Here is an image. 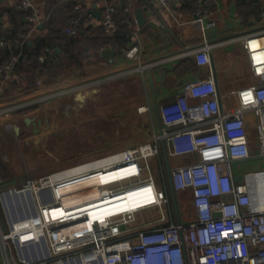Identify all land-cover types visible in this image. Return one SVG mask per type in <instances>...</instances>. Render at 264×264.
<instances>
[{
    "label": "built area",
    "instance_id": "2783aa9c",
    "mask_svg": "<svg viewBox=\"0 0 264 264\" xmlns=\"http://www.w3.org/2000/svg\"><path fill=\"white\" fill-rule=\"evenodd\" d=\"M157 1L170 7L175 0ZM216 1L194 0L193 19L202 25L204 34L217 26L213 17ZM120 7L128 18L132 2L111 1L101 19L107 34H113L118 27L113 13ZM14 8L24 11L28 33L0 40V46L8 49L24 43L42 22L33 0H19ZM94 21L91 9L81 2L74 3L66 32L77 35ZM230 40L241 42L251 69L249 84L236 90L235 106L223 101L213 64L212 50L223 41L213 42L205 37L193 51L196 63L207 66L209 75L186 82L175 99L159 105L162 134H155L141 145L77 165L87 168L70 171L77 167L74 166L29 178L21 187L2 191L9 222L8 231L0 227L5 264H264V168L241 171L237 167L264 157V29ZM123 51L138 58L140 46L135 44ZM19 55L11 52L0 65V94L17 78ZM137 68L143 70L144 66ZM148 109L145 105L139 107L140 111ZM251 111L255 114L253 119L246 115ZM251 123L256 129L255 140ZM8 127L13 128V124ZM162 139L169 157L195 156L191 162L171 166L178 202L179 192H191L194 219L181 218L177 222L161 161V185L151 172L149 158L161 156ZM121 169L126 172L123 177L113 175ZM103 175L108 177L97 183V193L69 202L72 190L80 191L93 178ZM141 185L150 186V202L125 211L99 213L102 202ZM14 196H18V212L13 216L9 200ZM150 207H159L161 216L136 223L137 212ZM13 246L17 256L12 252Z\"/></svg>",
    "mask_w": 264,
    "mask_h": 264
},
{
    "label": "crops",
    "instance_id": "0c3cea01",
    "mask_svg": "<svg viewBox=\"0 0 264 264\" xmlns=\"http://www.w3.org/2000/svg\"><path fill=\"white\" fill-rule=\"evenodd\" d=\"M18 1L0 0V40L28 33L24 11L14 8ZM33 1L42 22L26 41L29 46L42 43L39 61L37 66L32 61L21 63V74L17 72V79L0 94V227L4 231L9 230V222L2 191L151 141L159 133L155 104L175 99L186 82L209 75L207 66H198L193 51L205 37L223 41L212 50L213 64L223 101L233 102L243 77L229 74L223 62L218 69L214 52L229 53L246 66L249 59L243 45L230 39L264 29V0H217L213 15L217 26L207 29L206 35L193 19L194 0H175L170 7L157 0H130L128 18L122 7L113 13L118 26L113 34L101 25L112 0ZM77 2L94 12L95 21L69 35L66 28ZM139 9L145 16L142 23ZM135 44L140 46L139 57L127 56L123 49ZM7 52L0 46V62ZM142 65L143 70L137 68ZM248 70L250 82V65ZM144 105L149 109L140 111ZM194 158L185 155L176 159V165ZM157 160L167 176L163 150ZM181 194L191 204V192ZM12 252L17 256L15 246ZM5 262L0 239V264Z\"/></svg>",
    "mask_w": 264,
    "mask_h": 264
},
{
    "label": "rangeland",
    "instance_id": "374dc122",
    "mask_svg": "<svg viewBox=\"0 0 264 264\" xmlns=\"http://www.w3.org/2000/svg\"><path fill=\"white\" fill-rule=\"evenodd\" d=\"M214 54H215V58H216V62H217L216 66L218 67V69L221 68V64L223 62V63L227 64V71L229 74L238 75V77H241V78L243 77L242 78L243 81L238 83L237 86H243V85L249 84V81H248V79H249L248 78V76H249L248 65L249 64H247L246 66L243 65L241 63L242 60H240V62H239V59L231 58L229 53H226V54L222 53L223 55H221V53L218 50H216L214 52ZM243 66H245V67H243ZM230 100L231 99L228 100L229 105H234V103L237 102L236 96H235V99L233 102H231ZM246 115H247V117H251V118H254V116H255L253 111L248 112ZM251 131L253 133V136H255V132H256L255 127L252 128ZM255 153H257L256 145L253 146V154H255ZM184 157H185V155L179 156L177 158L172 157L171 165L172 166L176 165V159H183ZM149 163L151 166L152 174L154 175L158 185H161L162 179H161L159 163H158L157 158L156 157L149 158ZM237 167L240 168L241 171L262 169V168H264V157L250 159L244 163L238 164ZM145 174L147 175L148 173H144V175ZM168 186H169V182H168ZM169 190H170V186H169ZM185 191H190V190L187 189ZM182 192H179V194H178L179 198H180L179 199V208H180L181 218L184 221L189 220V219H194L195 215H194L193 208L189 204L190 202L188 200H185L184 198H182L180 196V194ZM15 203H16V201L13 198H11L9 200V204H10L9 212H10V215H13V216L16 215V213L18 212V207L15 206ZM161 214H162V212H161L159 207H150L147 209L140 210L139 212H137V215H136V217H137L136 223H143V222H146V221H149L152 219L159 218L161 216ZM2 219H3L2 222L5 225V220H4V218H2Z\"/></svg>",
    "mask_w": 264,
    "mask_h": 264
},
{
    "label": "bare ground",
    "instance_id": "6f19581e",
    "mask_svg": "<svg viewBox=\"0 0 264 264\" xmlns=\"http://www.w3.org/2000/svg\"><path fill=\"white\" fill-rule=\"evenodd\" d=\"M83 167L87 168V166H77L75 168H72L70 171L75 172V171L83 169ZM116 173L117 174H113V175H118L117 177L119 176L123 177L126 172L121 169L117 171ZM107 177L108 176L103 175L100 178L99 177L93 178L90 182H88V184H86L87 186L84 187L86 188L84 192L81 191V190H84V188H81L80 191H79V188L72 190L74 194L72 197H70L69 202L78 201V200L83 199L85 196L89 194L97 193L99 191L97 187V183L100 182L101 180L107 179ZM149 192H151V188L148 185H141V186H137V187H134L128 190L120 191L116 193L115 195L116 197L113 200L101 203L99 207V213L102 214V213H105L106 211L107 212L125 211V210H129L132 208L142 206L150 202L149 199H151L152 197L148 194ZM14 199H18V196H14ZM60 211L62 210H58V211L54 210V213H58Z\"/></svg>",
    "mask_w": 264,
    "mask_h": 264
},
{
    "label": "water",
    "instance_id": "95a60500",
    "mask_svg": "<svg viewBox=\"0 0 264 264\" xmlns=\"http://www.w3.org/2000/svg\"><path fill=\"white\" fill-rule=\"evenodd\" d=\"M138 11V15L140 18V22L142 23L144 21V13L141 9L137 10ZM98 14V13H96ZM113 53V52H112ZM151 79L152 78V73H151ZM156 113H157V117L159 119V133L162 134L163 133V127L160 121V116H159V104L156 103ZM30 120V118H29ZM34 125H36V123H33ZM162 141V150H163V155L165 158V162H166V170H167V177H168V182H169V186H170V193H171V197H172V201H173V206L175 209V213H176V218H177V222L180 223L181 222V215H180V208H179V202H178V198H177V193L176 190L173 186V180H172V167L170 164V159H169V154H168V150H167V146H166V142L164 139L161 140Z\"/></svg>",
    "mask_w": 264,
    "mask_h": 264
},
{
    "label": "trees",
    "instance_id": "16d2710c",
    "mask_svg": "<svg viewBox=\"0 0 264 264\" xmlns=\"http://www.w3.org/2000/svg\"><path fill=\"white\" fill-rule=\"evenodd\" d=\"M41 47H42V43L40 41H37L35 46H29L28 41H26L22 46H20V45L17 46V47L15 46L13 49H8L6 47L8 52H7L6 56H5V58L0 62V65L10 55L11 52L19 53L22 50L21 51L22 53L19 55V59H18V62H17V65H16V69H15L16 73L18 72L17 74H21V63L25 64L26 62L29 63V62L32 61L31 64L34 65V66L38 63V61H39V51H40ZM180 196L182 198H184L185 200H187L185 195L180 194Z\"/></svg>",
    "mask_w": 264,
    "mask_h": 264
}]
</instances>
